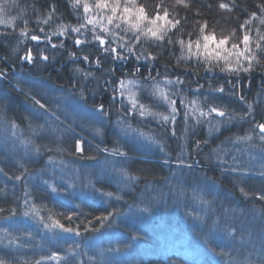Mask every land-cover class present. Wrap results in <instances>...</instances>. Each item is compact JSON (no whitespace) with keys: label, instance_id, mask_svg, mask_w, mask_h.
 Wrapping results in <instances>:
<instances>
[{"label":"rangeland","instance_id":"1","mask_svg":"<svg viewBox=\"0 0 264 264\" xmlns=\"http://www.w3.org/2000/svg\"><path fill=\"white\" fill-rule=\"evenodd\" d=\"M0 5L3 4L0 3ZM75 7L77 9V6ZM79 8L81 9L80 20L74 27L86 23V15L99 19L98 13L93 10L90 9L89 13L85 14L83 6ZM42 23L45 26V23ZM102 23L106 25L107 21L104 20ZM5 26L6 22L0 23V28ZM65 26L66 34L64 35L53 34L58 31V28L52 27L46 31L43 27L36 26L39 40L33 41L31 32L29 39L23 38L27 40L24 43H31L32 49L35 50L32 51L30 48L33 57L31 62L23 59L25 54L21 56V62L27 69L32 63L34 71L43 66L46 61L43 59L45 52L53 53L57 47L63 46L71 32L84 43L86 39L97 43L99 48L106 52L99 42L93 39L92 25H86L80 29V32H73L71 31L73 27ZM107 26L114 32H120L112 25ZM95 34L105 35L106 39L111 41L110 46L115 47L118 53H130L127 47L119 46L121 43H129L127 39L121 41L107 36L100 32L99 26L96 27ZM125 35L130 36L128 32ZM53 45L56 46L53 47ZM108 54L109 57L115 56L110 51ZM142 58L143 62L150 60ZM34 60H37V65L34 64ZM144 71H151V73L144 76L141 71L134 70L133 74H127L120 79L125 81V89H120L118 79V83L114 82L115 87L110 88L108 94L115 103L108 104L107 108L114 109L113 112L117 115L109 122L105 121L103 113L105 108L104 111H100L99 105L87 108L84 102L80 103L81 97L78 96V94L81 95L80 90L71 96L64 88L51 85L46 89L42 87L39 94L48 103L51 102L50 106L53 109L61 111L68 105L67 117L74 121L73 123L76 122L79 127L81 123L86 122L88 128L84 127V131L90 130V135L100 142L103 141L104 130L108 129L112 131V136L123 151L126 148H136V151L142 154L139 157H148V154L160 157L159 161L162 164L160 168L163 170L162 173L165 172V177L159 183H141L143 175H132L128 170L127 167L132 164L129 163L127 155L107 151L103 147L99 148L106 157L94 162L77 163L65 157L63 150L65 145L71 144L70 140L74 141L75 152L81 153L76 150L77 139L67 129H64L65 133L53 131L54 139L59 142L58 147L53 143L55 140L50 138L53 145L49 146L47 150L49 154L42 160L39 157L40 152L33 148L30 138L27 141V135L35 140L42 138L38 137L36 131L33 130V134L31 132L25 134V130L17 128L14 124L0 127L5 144L11 143L14 139L16 143L18 142L15 149H24L20 154L19 164L26 168L36 165L40 159L43 162L42 167L37 169L39 171L29 174L25 181H31L35 187L41 185L53 198L60 202L64 201L69 211H76V220L81 223L84 222V218H87L85 210L92 206L102 208L101 210L105 209L104 217H107V219H103L104 217L93 219L91 225L87 222L82 226H65L62 223L69 224L68 220L61 222L54 216L44 215L39 208H35L32 204L34 197L29 196L30 191L26 190V195L23 197L21 195L19 199V214L0 219V260H3L4 264L7 262L3 256L10 257L12 260L25 259L31 264H123L126 261L124 257L132 256L138 260H145L150 255L166 258L170 254L180 255L194 264H264V214L260 208L254 206L250 210L246 205L241 206L235 200L237 209L235 206L230 209L229 205L218 197L219 191L224 190L219 185L206 182L202 186L206 181L204 178H200V182L195 179L185 181L186 166L198 167L199 156L203 155L205 160H210V164L212 161L229 167L227 169L229 172L241 174L240 176L230 175V182L235 178L238 180L237 188L232 184L228 183V185L236 189L242 199L249 200L251 197H257L259 200L264 197V191H258L256 195L249 196L245 189L250 181L245 183L244 180L250 179V174L264 177L263 147L254 150L249 145V141L235 143L232 137L225 138L221 133L222 129H226L223 121L225 116L220 117L212 113L209 116L200 117L197 112H194V107H198L205 113L213 107L212 97L208 93L205 94V91L201 93L198 87L185 85L182 78L172 75V71L168 72L167 69L152 70L148 67ZM15 78L17 81L30 83L25 76H15ZM177 78L183 83L176 84ZM129 81L132 83H128ZM156 85H159L170 99L175 101V113L171 111L167 100L159 94L153 95ZM11 86L14 88L17 85ZM131 94H135L139 103L146 105L152 113L169 116V121H164L161 115L141 116L138 107L136 110L132 109L129 99ZM91 99L93 100L94 97ZM32 100L37 99L32 98ZM193 101L196 102L195 105L192 104ZM82 108H84L83 116L81 115V123H78L76 110H82ZM219 109L226 112L227 107L223 106ZM32 112L36 117L42 114L38 108L33 109ZM50 114L55 117L53 113ZM51 115L48 116L49 118L45 116V121H51L53 124L51 128L54 130L57 125L53 123ZM94 119L96 123L91 121ZM199 125L205 127L207 143L198 141L191 143L189 139V134L193 136V130H196L197 126L200 128ZM157 128L163 132L162 138L153 134V130ZM66 134H68V140L65 139ZM195 137H197L196 134ZM63 138L65 140H62ZM78 138L80 140L81 137L78 136ZM210 141H213L212 146ZM197 144L199 149L196 147ZM29 145L31 148H27ZM81 147L83 149L82 142ZM172 149H176L177 154H170ZM184 182H187L188 189L191 188L185 197ZM18 184L19 189L23 187L22 183L18 182ZM179 187L180 190H178ZM200 188L203 189L202 194L199 193ZM227 197L229 198L226 193L224 198L228 199ZM245 208L249 218L254 221L249 225L254 227L258 223L260 229L252 230L249 226L251 229L242 236L241 231L237 232L235 227L236 225L238 228L248 227L243 222L241 224L244 219L241 212ZM25 212L28 215H25ZM56 221H59L64 228H71L73 231H64L54 226ZM227 246L231 248L230 251L226 249ZM239 251L242 252L243 259L236 255Z\"/></svg>","mask_w":264,"mask_h":264},{"label":"trees","instance_id":"2","mask_svg":"<svg viewBox=\"0 0 264 264\" xmlns=\"http://www.w3.org/2000/svg\"><path fill=\"white\" fill-rule=\"evenodd\" d=\"M85 2L90 5L91 10L98 13V10L94 7L95 0H81L79 5H74V0H0V3H2L4 7V11L0 12L1 19L6 21V26L0 28V73H2V75H0L1 128L14 124L17 128L23 131L25 130V134L28 132L33 134V130L36 131V134L39 135L38 137L42 138L35 140L27 135V141L30 138L33 148L35 151L37 150L40 152L39 157H41L42 160L49 154L47 151L49 146L53 145L51 141V139L55 137L53 131L56 132L57 130L59 133H65L64 129H67L75 139L79 140L78 136L81 137L80 140L82 142L83 151L81 153L75 152L73 148L75 145L74 141L70 140L71 144L65 145V149L63 150L65 157H69L77 163L94 162L106 157L101 151V148H99L103 147L107 151H115V153L127 155L128 160H130L129 163L132 164L131 166L127 164L129 165L127 168L132 175H143L141 183H159L163 181L165 177V172L162 173L163 170L160 168L162 166L159 161V159H161L160 157L149 154L148 157H139L141 153L136 151V148H126L123 151L116 143L114 136H112V131L108 129L104 130L102 136L103 141L100 142L90 135V130L84 131L85 129H83L84 127L88 128L86 122L81 123L80 120L82 119L84 108H82V110H76V121L81 123V127H79L76 122L73 123L74 121L67 117L66 111L69 112L68 105L62 108L61 111L53 109V107L50 106L51 102L48 103V101L39 94L42 91V87L46 89L49 86L51 87V85L64 88L71 96L76 94H73L74 92L80 90L81 95L78 94V96L81 97L80 103L84 102L83 104L86 105L87 108L92 105L102 104L105 108V111L103 110L105 121L107 120L106 122H109L117 115L113 112L114 109L107 108L108 104L115 103L108 94L111 90L110 88L115 87L113 86L114 82L118 83V81L123 79L127 74H133L134 70L141 71L142 75L147 76L151 71L144 70L149 67L152 70L167 69L168 72L172 71V75L182 78L185 85L195 88L198 87L201 93H204V91L205 94L208 93V95L212 97L211 100L213 101L211 103H213V107H227L226 112L229 116H225L223 120L226 129L221 130L224 137H232L235 143L237 141H249V145L254 150L263 147L264 151V141L259 138L262 134L259 132V129L255 127L256 123H264V67L261 66L264 65V54L257 53L261 65H255L254 62L255 66L252 71L232 74L230 72H222L218 68L211 71L207 70L209 65L204 62L202 56L198 57L192 55L190 58L180 60L178 63V58L182 55L187 57L188 53L186 49L181 48L179 43H176L178 39H183L186 43L190 39L193 41L196 40L199 28L197 22L205 20L208 21L209 24L207 31L215 29L217 36H220L221 34L227 35L235 29L236 37L240 38L243 33L240 25L250 18L249 13L256 12L257 15H260L258 5L264 4V0H235L234 7L232 6V0H186L190 5L187 9L183 6L176 5L175 0H164L169 11L176 14L177 18L181 19L183 31L173 30L169 32V36L173 43L169 44L167 38L163 42L144 40L142 38L140 43H135L132 39L131 32H128L130 36H126L125 34H127V32L121 31V29L127 26L121 23V29H116L114 26L116 22H114L112 27L116 30H120L119 34L132 44L134 52L128 54H126V52L122 53L121 55L123 58H116V56L113 55L109 57L108 52L102 51L97 43H93L89 39H86L85 43L76 45L75 40L78 36L73 35L71 32L68 39L63 43V46L57 47L53 53H49V51L45 52V56H47L48 59L43 63V66L34 71L32 63L31 67L27 69L26 65L21 62V56L24 55L26 51H29L30 48L32 51H35L32 49L31 43H24L27 41L24 40L25 38L29 39L30 32L32 35H37L38 29L36 26L40 28L43 27L46 31L52 27L58 28L61 24L74 27L77 21L80 20L81 9L79 7L83 6ZM158 2L159 0H137L138 5L145 4L147 6L150 15L154 11L155 4ZM221 2L228 3L231 10L220 9L218 5ZM121 3L123 4V0H121ZM209 5H211V7H209ZM75 6H77V9H75ZM53 8L55 9L54 12H52ZM50 13L51 18L49 19ZM45 20H48V23H45L44 26L42 22ZM256 27H260L261 31H264V26L259 25L258 20H253V38H255ZM22 29L24 30V34L26 33L24 36L21 34ZM189 33H191V36H189ZM193 51H195V47H193ZM141 53L144 55L150 53L151 56H155L156 59L145 60V63V61L143 62V55H141L140 59H137V56ZM85 55L89 57L87 61L83 59ZM97 59L100 61L99 64L96 63ZM33 62L37 65V60ZM89 74H91V76ZM15 76H25L30 83L27 84L24 83V81H17ZM12 84L17 86L13 88L11 86ZM219 88L224 89L222 92L223 94H221V92L219 94V91H217ZM240 96H243L244 100H241ZM91 97H94V99L92 100ZM32 98L37 100H32ZM36 101L40 103L38 104ZM41 104L44 105L43 108L40 107ZM249 105H251V109H249ZM32 108H38L42 114L37 117L34 116ZM50 113H53L55 117ZM50 115L53 118V123L57 125V128L53 127L54 130L51 128L53 126L51 121H45V116L49 118ZM65 116L67 118H65ZM241 117L245 118L241 119ZM91 121L96 123L95 119ZM199 126L200 128L197 126L195 127L196 130H193V136L189 134L191 143L193 141H198L200 143L208 141L206 140L204 125ZM1 128L0 219H5L17 213L19 214V199L21 195L22 197L26 195V190L30 191L29 196H32V198L34 197L32 204L35 205V208H39L44 215L54 216L61 222L68 220L69 224L62 223L65 226H82L83 224L86 225L87 222L91 225L93 219L105 216V209L101 210L102 208L98 209L93 206L88 207V209L85 210L87 218H84V222L81 223L76 220V211H69L64 201L60 202L58 199L53 198L41 185L37 184L39 186L35 187L32 185L31 181H25L29 174L32 175L39 171L37 169L42 167L43 162L40 159V162L38 161L36 165L26 168L24 165L19 164V157L24 149H15V146H18V142L16 143L14 139H12L11 143L6 142L5 144ZM153 131V134L159 138H162L164 135L160 128L154 129ZM195 134L197 137H195ZM245 136H251L252 138L250 140L241 139ZM65 139L68 140V134L65 135ZM65 139L63 138L62 140ZM53 143L58 147V141L55 140ZM210 143L212 146L213 141H210ZM117 146H119V148H116ZM27 148H31L30 145ZM28 150L31 151V149ZM171 153L177 154L176 149L170 150V154ZM199 159L198 167L192 166V168H188L186 166L185 175L187 176H185V181L195 179L200 182L199 179L204 178L206 181L202 186H204L206 182L210 184L212 182L225 190V194L227 193L229 198H224V190L222 192L219 191L220 194H218V197L223 199V201L229 205L230 209H233V206L237 209L235 201L237 200L241 206L246 205L250 210L254 206L260 208L261 212L264 214L263 199L260 198L258 200L257 197H251L254 198L253 200H251V198L249 200L242 199L236 189L229 187L228 183L236 187V182L238 181L235 178L230 182V175L240 176V173L236 174V172H229L227 171L229 167L215 164L212 161L210 164V160H205L203 155L201 157L199 156ZM189 160L191 161V158ZM127 165H125V167ZM249 176L251 180L249 178L244 180L245 183L250 181L248 183L249 186L245 189L249 196L253 194L256 195L258 191H264V177L257 174H250ZM17 177H19V179H17ZM23 179L24 181L22 182ZM148 179L149 181H147ZM18 182L22 183L21 186H23L20 189L18 187L20 186ZM183 184H186L184 188V192L186 193L184 195L185 197L187 191L191 188H187V182ZM191 185L194 186L193 183H191ZM243 186L245 187V184H243ZM178 190H180V187ZM202 191L203 189L200 188L199 193L202 194ZM17 202L18 205L16 206ZM247 208L241 212L244 219L241 221V217H239V221H241V224L243 222L244 225L248 227L238 228V225H236L237 228L235 227L237 232L241 231L242 236L246 235L251 228L252 230L260 229L258 223L255 224L254 227L249 225L254 221L249 218L248 211H246ZM180 211L183 212L182 209H180ZM259 221H261V219ZM230 241L232 242V240ZM226 249H229V251L231 250L228 246ZM82 255L84 256V251ZM236 255H239L240 258L243 259L241 251H239L238 254L236 253ZM3 257L7 264H31L30 261L25 259L22 261L16 259L12 260L10 257ZM124 258L126 261L123 262V264H194L177 254H170L166 258L150 255L145 260H138L132 258V256Z\"/></svg>","mask_w":264,"mask_h":264},{"label":"snow or ice","instance_id":"3","mask_svg":"<svg viewBox=\"0 0 264 264\" xmlns=\"http://www.w3.org/2000/svg\"><path fill=\"white\" fill-rule=\"evenodd\" d=\"M81 0H74V5H79ZM176 5L183 6L184 8H189V3L186 0H175ZM232 6H235V0H232ZM94 7L98 10L99 19L95 16L88 17L86 15L85 20L86 23L81 24L79 27H73L71 31L80 32L81 28L86 27V25H92V31L94 33L93 39L99 42V45L104 48L106 52L110 51L115 54L116 58H123L121 53L117 52L115 47H111V41L106 39L105 35L95 34L96 27H100V32L106 34L107 36H111L113 38H118L123 41L125 38L120 36L118 32H114L109 29L107 25H112L115 23L116 29H121V23L125 24L127 27L121 29L124 32H131L132 39L135 43H140L142 38L144 40H154L156 42H163L167 38V42L169 44L173 43L171 37L169 36V32L173 30L183 31L181 27V19L177 18L176 14H173L169 11V8L165 5L164 0H159L158 3L155 4L154 11L150 15L147 6L145 4H137V0H123V4L121 0H95ZM211 7V5H209ZM218 7L222 10H231L228 3L221 2ZM260 15H257L256 12L249 13V19L245 20L243 24L240 25V28L243 30L242 36L240 38L236 37V30L233 29L227 35L221 34L217 36L215 29L212 31H207L209 28L208 21H199L198 28V36L196 40H188L187 43L183 39H178L176 43L181 45L182 49H186L188 56H181L178 58V63L180 60L190 58L192 55L202 56L204 62L209 65L207 70L211 71L218 68L222 72H230L232 74H239L240 72H250L254 69L255 65H261V61L258 58L257 53L264 54V31H261L260 27L255 28V38L252 36L253 31V20H258L259 25L264 26V4L258 5ZM84 13L87 14L90 11V5L88 3L83 4ZM4 11V7L0 5V12ZM55 9H52L54 12ZM110 13V14H109ZM51 18V13L49 14V19ZM186 19V18H185ZM106 20L107 24H103L102 21ZM6 21L0 19V23H5ZM44 23H48V20H45ZM43 31V29H41ZM21 34H24V30H21ZM54 35H64L66 34V26L61 24L58 26V31L53 33ZM191 36V33H189ZM31 39L33 41H37L40 39L37 35H32ZM76 45H80L84 43L79 38L75 40ZM108 45V47H105ZM242 45V47H241ZM56 45H53L55 47ZM121 48L127 47L129 52H134V47L131 43H121L119 45ZM193 47H195V51H193ZM74 55V54H73ZM141 55L145 59H156L155 56H151V54L144 55L141 53L137 56V59L141 58ZM23 59L32 61L33 57L31 54V50L25 53ZM43 59L47 60L48 57L44 56ZM85 61L89 59L87 55L83 57ZM255 62V65H254ZM97 64L100 63L99 59L96 61ZM264 67V65H261ZM2 75V73H0ZM128 83H132L129 81ZM168 83H172V81H168ZM176 84L183 83L179 78L175 81ZM120 89H125L126 84L125 81L121 80L119 82ZM217 91L223 92V88L217 89ZM123 94V92H121ZM159 94L163 99L167 100L169 105L171 106V111L175 113L176 108L174 107L175 101L171 100L170 97L165 93L163 89L156 85L154 88L153 95ZM130 103L132 104V109L136 110L139 108V114L141 116L145 115H161L164 121H169V116H164L162 114L152 113L146 105L139 103L136 99L135 94L130 95ZM241 100H244L243 96H240ZM36 103H40L36 101ZM193 105L196 104L195 101L192 102ZM41 108L44 107L43 104L40 105ZM104 106L99 105V110L103 111ZM249 109H251V105H249ZM194 112H197L200 117L209 116L212 113L220 117H224L227 115L225 111L220 110L217 107H211L207 113L200 110L198 107H194ZM245 117H241L244 119ZM174 119V117H172ZM255 127L259 129L260 139L264 141V123H256ZM175 135V132H173ZM251 136H245L241 139L250 140ZM197 149H199V144H197ZM76 150L78 152H82L83 149L81 147V142L77 141ZM19 179V177H17ZM264 199V197H261ZM25 215H28L25 212ZM103 219H107L104 217ZM57 227L62 228L64 231H73L71 228H64L63 225L59 224V221L55 222ZM47 227V225H46ZM0 264H4L3 260H0Z\"/></svg>","mask_w":264,"mask_h":264},{"label":"flooded vegetation","instance_id":"4","mask_svg":"<svg viewBox=\"0 0 264 264\" xmlns=\"http://www.w3.org/2000/svg\"><path fill=\"white\" fill-rule=\"evenodd\" d=\"M114 88V87H113Z\"/></svg>","mask_w":264,"mask_h":264}]
</instances>
